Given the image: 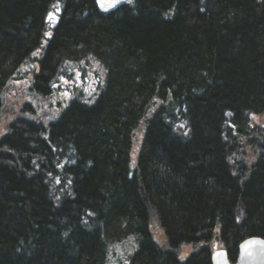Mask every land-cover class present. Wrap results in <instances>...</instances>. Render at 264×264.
<instances>
[{"label":"trees","instance_id":"16d2710c","mask_svg":"<svg viewBox=\"0 0 264 264\" xmlns=\"http://www.w3.org/2000/svg\"><path fill=\"white\" fill-rule=\"evenodd\" d=\"M39 50L36 96L81 63L103 76L90 100L0 138V264H107L128 241L123 264H211L216 249L232 264L243 241L264 240V129L251 128L264 115V0H0V106ZM254 133L242 167L238 140Z\"/></svg>","mask_w":264,"mask_h":264},{"label":"rangeland","instance_id":"374dc122","mask_svg":"<svg viewBox=\"0 0 264 264\" xmlns=\"http://www.w3.org/2000/svg\"><path fill=\"white\" fill-rule=\"evenodd\" d=\"M43 46V45H42ZM41 51L34 53L30 59L16 72L5 85L0 106V138L7 132L8 126L18 118H33L39 120L43 124L50 121L58 112L66 106V104L75 97L88 101L92 98L96 89V80L103 76L101 68L89 61L81 63L70 79L57 77L52 85L53 90L49 96L40 97L34 95L31 91L33 76L38 70L37 60L40 58ZM27 104L32 113L22 112L23 106ZM158 103L151 108L153 113ZM251 128L261 131L264 129V115L251 117ZM255 131V130H254ZM257 133V131L255 132ZM252 134L245 139L238 140L237 152L233 157L237 164L247 167L254 161L257 145L260 140H256ZM131 150V159L134 162L136 151L141 138V132L135 133ZM254 142L251 143V141ZM256 141V142H255ZM256 143V144H255ZM151 232L153 239L160 246L165 245L162 232L153 221L151 224ZM130 241L123 243L122 246H114L110 248L107 264H123L126 253L132 248ZM191 247H182L179 251L181 259L185 258L190 252Z\"/></svg>","mask_w":264,"mask_h":264},{"label":"water","instance_id":"95a60500","mask_svg":"<svg viewBox=\"0 0 264 264\" xmlns=\"http://www.w3.org/2000/svg\"><path fill=\"white\" fill-rule=\"evenodd\" d=\"M126 1L118 0L114 6H118ZM98 3L101 7L109 8V4L113 3V0H100ZM211 264L231 263L227 260L226 253L223 249H216L211 255ZM232 264H264V240L260 238H249L243 241L239 246L237 259Z\"/></svg>","mask_w":264,"mask_h":264},{"label":"snow or ice","instance_id":"6c2138e0","mask_svg":"<svg viewBox=\"0 0 264 264\" xmlns=\"http://www.w3.org/2000/svg\"><path fill=\"white\" fill-rule=\"evenodd\" d=\"M98 2H100V0H98ZM115 2H118V0H113V3H110L109 6H110V7H111V6H114ZM102 6H103V4H102ZM49 19H53V16H52L51 13L49 14Z\"/></svg>","mask_w":264,"mask_h":264}]
</instances>
